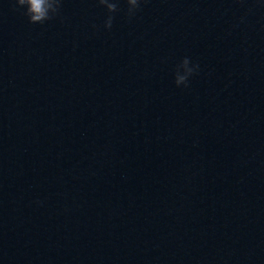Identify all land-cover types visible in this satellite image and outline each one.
Instances as JSON below:
<instances>
[{
	"label": "water",
	"instance_id": "1",
	"mask_svg": "<svg viewBox=\"0 0 264 264\" xmlns=\"http://www.w3.org/2000/svg\"><path fill=\"white\" fill-rule=\"evenodd\" d=\"M118 8L0 0V264H264V0Z\"/></svg>",
	"mask_w": 264,
	"mask_h": 264
},
{
	"label": "clouds",
	"instance_id": "2",
	"mask_svg": "<svg viewBox=\"0 0 264 264\" xmlns=\"http://www.w3.org/2000/svg\"><path fill=\"white\" fill-rule=\"evenodd\" d=\"M128 4L127 15L133 17L139 10L143 0H126ZM100 5L106 7L109 15L104 21V27L111 29L114 16L112 13L119 11V0H98ZM62 0H13V9L19 11L24 9V15L29 19L30 23L43 24L47 20L54 19L60 13ZM95 27V26H94ZM181 68L185 69L184 74H180ZM199 68L198 64L190 66L188 57H184L175 70V84L177 86L184 85L187 87L188 78Z\"/></svg>",
	"mask_w": 264,
	"mask_h": 264
}]
</instances>
